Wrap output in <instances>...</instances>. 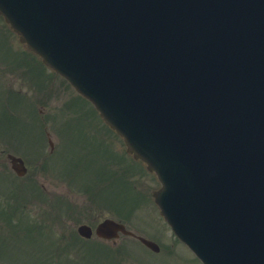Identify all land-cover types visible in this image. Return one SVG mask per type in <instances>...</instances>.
I'll return each instance as SVG.
<instances>
[{"label": "water", "instance_id": "water-1", "mask_svg": "<svg viewBox=\"0 0 264 264\" xmlns=\"http://www.w3.org/2000/svg\"><path fill=\"white\" fill-rule=\"evenodd\" d=\"M0 12L157 171L156 201L206 264H264V0H0ZM118 230L105 219L96 232Z\"/></svg>", "mask_w": 264, "mask_h": 264}, {"label": "rangeland", "instance_id": "rangeland-1", "mask_svg": "<svg viewBox=\"0 0 264 264\" xmlns=\"http://www.w3.org/2000/svg\"><path fill=\"white\" fill-rule=\"evenodd\" d=\"M2 22L3 20L0 19V28L3 25ZM9 38L10 41L14 40L13 36H10ZM1 40L2 38L0 37V41ZM1 55L5 56V53L2 52ZM3 74H5V72H3ZM58 81L59 80L56 79V87L52 89L51 98L47 97L46 100L44 99L37 105V109H40L41 111L39 113L32 112L29 114L30 117L32 115L38 114L37 116L39 119L43 118L45 120L48 130L52 132V140L54 142V146L56 147L62 144V137H64V135L60 133L59 129L57 132L51 130V127L54 126V123L57 124L56 122L61 120V118L66 120L71 119L73 122H76L78 124L86 122L84 114L82 115L78 111L76 112L74 110H71L70 108H67L69 107L67 104L76 96L74 90L68 88L65 84H59ZM83 102L84 101L79 98L77 104H81ZM82 125L84 126V124ZM68 127L70 130V137L75 141L81 140L87 136V133H85V128L77 127L74 124H68ZM105 131L106 133L103 136H107L108 140L112 143V147L118 151L123 152L125 149L123 142L116 136L114 137L111 134L109 135L107 130ZM26 134V132L23 134L22 140L26 143H31V139L27 138ZM39 141L41 142L42 139H39ZM46 148L47 147L45 146V151ZM68 149L69 151L73 150L74 146L69 143ZM53 150H55V148H53ZM4 154L5 141L3 140V137H0V174L5 172V159L3 158ZM63 157L64 154H61L57 158V161L60 163ZM131 159L134 161L133 158ZM68 160L70 161V159ZM41 163L42 162L39 161L38 165ZM124 164L126 165V162ZM130 164L131 170L127 171L126 178L130 181H134L137 190L143 194L142 197L144 198L139 203L138 210L132 213L133 215L129 216V218H131V221L127 220V227H129L130 229H134L137 227L136 230L139 232V234L153 239L155 234L157 233L158 235L155 241L158 242L160 249L158 252H153L148 248L143 247L138 242H135L133 239L124 236H119L115 243L107 241L105 242L106 245H112L114 249L113 254L115 256L121 257L120 261H122L124 264H202L200 260L188 249L187 246H185L182 242L173 237L171 230L159 220L158 213L156 212V210L150 208L149 202L152 203V199L149 195L150 190L153 189L154 186L158 185L155 176L153 174H147L145 170L143 172L142 167L139 165L135 166L134 163ZM46 166L47 167L45 169H47L48 171H44L45 169H41L42 166L37 169L36 166L34 167L33 165H31V171H29L28 173L31 176H36L35 179L38 183L45 184V187L51 199L53 195H65L67 199L73 202L75 205L74 208L71 209V211H69L68 213L59 212L60 215L56 214V219L53 218L52 222L47 219V224H49L51 227L49 231L54 232L55 237H57L59 234H65L62 238L63 244L66 243L67 239H69L68 236L71 235L70 238H72V232L76 231V226L79 223L86 222L90 224H95L98 220L102 219L103 217L111 216L114 214L115 209L112 207L105 208V206H102L99 202L95 201L94 203H91L89 200L87 201L86 194L83 193L81 190L70 191L72 184L67 181V178H64V176L63 178L59 176L56 177V174L50 171L51 166L49 165V163ZM98 170L101 174V172L107 170V168L103 167L102 169ZM91 171L92 169L90 168L88 174H90ZM72 175L76 174L73 173ZM76 176L78 177V179H80L81 177V180L86 183L90 182L88 175L84 172L77 171ZM8 184L10 185V187L12 186L9 181ZM4 185L5 179L0 177V192H5ZM19 195H23V198H19V205L22 207V205L30 202L29 209L33 213H36L37 215L39 214V216L41 215V218L42 215H47L48 213L50 215V213H52V209H50L48 205L43 206L47 208L46 211H44L42 207L36 205V200L33 197L34 191H32V189L21 191ZM46 228L48 229V227ZM11 233L15 234L21 232L11 231ZM21 234L23 235V233ZM80 242L81 241H77V243H75V245L70 248V252H72L70 256L66 255L68 253L65 250L60 252V255L56 257L55 264H94L91 261L93 259L96 260L97 258H89V254L87 251H85V248L84 251L82 250V247H85L86 244L84 246V244H80ZM44 243H46L45 240H39V238L37 237L33 239L32 243L30 244L34 246V248H40ZM106 247L107 246L101 248L106 249ZM2 249H5V246H3ZM8 249L12 248L9 246ZM40 256L43 258L42 253H40ZM7 257L11 264H35L34 256L29 254L28 250L23 246L21 248V251L10 252L9 254H7ZM66 259L69 260L68 263H66ZM0 264H5V260L3 262L0 261Z\"/></svg>", "mask_w": 264, "mask_h": 264}]
</instances>
